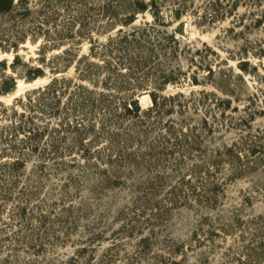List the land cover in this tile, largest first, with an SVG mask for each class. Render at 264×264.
<instances>
[{
  "label": "rangeland",
  "instance_id": "rangeland-1",
  "mask_svg": "<svg viewBox=\"0 0 264 264\" xmlns=\"http://www.w3.org/2000/svg\"><path fill=\"white\" fill-rule=\"evenodd\" d=\"M0 113V264H264V0H16Z\"/></svg>",
  "mask_w": 264,
  "mask_h": 264
},
{
  "label": "trees",
  "instance_id": "trees-1",
  "mask_svg": "<svg viewBox=\"0 0 264 264\" xmlns=\"http://www.w3.org/2000/svg\"><path fill=\"white\" fill-rule=\"evenodd\" d=\"M15 1L16 0H0V13L1 12H4V11H8V10H11L14 6H15ZM21 1H25V0H21ZM39 73L41 72V71H38ZM40 75L38 74L35 78H38ZM35 80V79H34ZM63 83H64V85H65V81H62V82H60V84H62L63 85ZM66 88V87H65ZM54 89H55V85H54V88H50V89H47V91H49V92H53L54 91ZM54 94V93H53ZM134 99H131V100H128L127 101V104H128V106L127 107H125V109L124 110H126L127 112H129V113H135V110L130 106L131 104H132V102H134L133 101ZM137 107V111L136 112H140V106H138V104L136 105ZM0 115H1V113H0ZM1 117V116H0ZM17 124H19V123H17ZM18 126V125H17ZM35 131V130H34ZM29 133H31V132H29ZM31 148H33V146L31 147ZM38 147L36 146V147H34V149H37ZM1 152V151H0ZM21 159H18L17 160V162H19ZM12 166H15V163L14 164H11Z\"/></svg>",
  "mask_w": 264,
  "mask_h": 264
}]
</instances>
